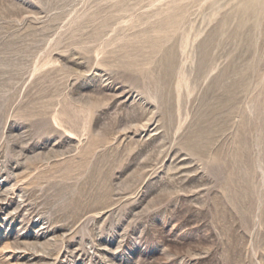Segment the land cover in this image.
Segmentation results:
<instances>
[{"label":"rangeland","instance_id":"rangeland-1","mask_svg":"<svg viewBox=\"0 0 264 264\" xmlns=\"http://www.w3.org/2000/svg\"><path fill=\"white\" fill-rule=\"evenodd\" d=\"M0 264H264V0H0Z\"/></svg>","mask_w":264,"mask_h":264}]
</instances>
